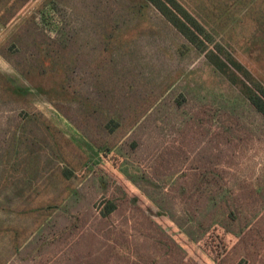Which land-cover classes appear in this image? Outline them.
Returning a JSON list of instances; mask_svg holds the SVG:
<instances>
[{
    "label": "rangeland",
    "instance_id": "1",
    "mask_svg": "<svg viewBox=\"0 0 264 264\" xmlns=\"http://www.w3.org/2000/svg\"><path fill=\"white\" fill-rule=\"evenodd\" d=\"M159 1L0 0V264H264V0Z\"/></svg>",
    "mask_w": 264,
    "mask_h": 264
},
{
    "label": "trees",
    "instance_id": "2",
    "mask_svg": "<svg viewBox=\"0 0 264 264\" xmlns=\"http://www.w3.org/2000/svg\"><path fill=\"white\" fill-rule=\"evenodd\" d=\"M154 1L157 6L161 9L160 12L163 15L166 20L170 21L174 25H178L180 21L179 18H176L173 12H171L170 7L167 4L160 5L159 0H150ZM139 9H143V6L140 5ZM188 41H195L197 37L194 34H189L185 31H182ZM212 66L215 69L216 72L219 74L223 73L225 76L228 77L229 73L234 74H245L246 76L251 77L252 79L255 78V76L251 75L249 71L243 64L231 54H218L215 55L214 59L212 60ZM256 79V78H255ZM258 86L255 89H246L244 91L249 103L253 106V108L264 118V87ZM116 209V204L113 201L106 202L105 208L101 210V215L103 217L108 216L110 213H112Z\"/></svg>",
    "mask_w": 264,
    "mask_h": 264
}]
</instances>
